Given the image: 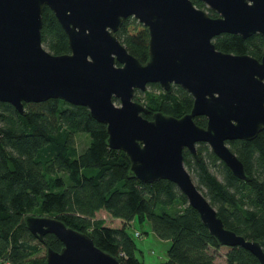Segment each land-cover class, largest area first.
Listing matches in <instances>:
<instances>
[{
  "label": "water",
  "instance_id": "obj_1",
  "mask_svg": "<svg viewBox=\"0 0 264 264\" xmlns=\"http://www.w3.org/2000/svg\"><path fill=\"white\" fill-rule=\"evenodd\" d=\"M0 0V101L22 114L25 102L62 98L86 105L107 125L108 144L122 149L130 174L145 183L174 182L220 246H241L264 264V246L227 228L185 165L184 148L198 156L206 141L240 180L250 181L228 141L253 139L264 129V54L218 49L222 32L264 37V0ZM48 5L65 29L70 51L54 53L42 40ZM134 16L148 28L149 58L133 54L116 31ZM120 63V64H119ZM158 82L180 84L194 100L181 116L154 111L135 98ZM205 115L206 125L195 117ZM0 125V141L2 139ZM26 227L40 241L54 234L61 251L47 247L45 264H123L88 234L56 216L27 215Z\"/></svg>",
  "mask_w": 264,
  "mask_h": 264
},
{
  "label": "trees",
  "instance_id": "obj_2",
  "mask_svg": "<svg viewBox=\"0 0 264 264\" xmlns=\"http://www.w3.org/2000/svg\"><path fill=\"white\" fill-rule=\"evenodd\" d=\"M216 16L202 0H193ZM117 36L142 61L149 58L150 34L134 16L125 17ZM42 40L54 53L70 51L68 35L55 12L43 9ZM218 49L250 53L261 58L264 37L256 32L248 37L222 32L214 37ZM159 92L136 89L135 98L154 111L181 116L191 110L193 96L180 84L164 89L148 83ZM26 113L13 104L0 101L2 139L0 141V262L45 264L46 254L26 227L27 215L56 216L69 226L88 234L98 247L117 256L123 264H143L138 245L129 231L132 221L147 218L155 235L170 240L165 264H216L211 248L220 245L177 185L161 179L145 183L130 174V160L122 149L108 144L107 125L97 120L86 105L62 98L25 102ZM205 125L207 117L197 115ZM86 133L90 141L79 150L76 134ZM245 165L250 181L235 177L209 144L198 148V156L184 150L185 165L193 167L200 185L227 228L264 246V129L253 139L228 141ZM220 165H219V164ZM221 167L223 178L211 170ZM100 210L123 221L110 227ZM40 244L61 251L63 242L46 234ZM227 264H259L249 250L235 246L226 254Z\"/></svg>",
  "mask_w": 264,
  "mask_h": 264
},
{
  "label": "rangeland",
  "instance_id": "obj_3",
  "mask_svg": "<svg viewBox=\"0 0 264 264\" xmlns=\"http://www.w3.org/2000/svg\"><path fill=\"white\" fill-rule=\"evenodd\" d=\"M46 46V45H45ZM47 47V46H46ZM147 90H152L159 92V89L152 88L147 86L146 90H142L143 99L145 101V95ZM3 124V120L0 119V125ZM76 139L78 142L79 150H82L88 140L90 141V136L86 133L76 134ZM229 143V142H228ZM230 145V143H229ZM219 164V163H218ZM220 165V164H219ZM189 172L191 173L194 182L197 185H200L198 177L193 169V167L186 166ZM221 167L212 166L211 170L215 172L219 178H223L222 173L220 172ZM97 218H103L105 224L110 227H121L123 221L118 218H113L107 211L100 210L96 214ZM129 231L133 234L135 241L138 245L137 256L143 264H165L168 260V249L171 246L170 240H164L158 238L155 233L152 231L151 223L147 218L140 219L136 217L132 224L129 226ZM140 232V236L136 235V232ZM33 243L41 246V250L38 253V256H43L46 254V247L38 241V239L33 240ZM230 247L220 246L219 248H211L210 252L215 256L216 264H227L226 254L229 251Z\"/></svg>",
  "mask_w": 264,
  "mask_h": 264
},
{
  "label": "flooded vegetation",
  "instance_id": "obj_4",
  "mask_svg": "<svg viewBox=\"0 0 264 264\" xmlns=\"http://www.w3.org/2000/svg\"><path fill=\"white\" fill-rule=\"evenodd\" d=\"M206 7H208L207 5H206ZM205 8V7H204ZM210 8V7H209ZM206 9V8H205ZM208 10V9H207ZM214 10V9H213ZM217 13V12H216ZM217 15H218V13H217ZM216 15V16H217ZM120 64V63H119ZM177 84V83H176ZM192 95V94H191ZM206 125V124H205ZM205 144H208L206 141H198L197 142V144H196V147H197V151H198V148L200 147V146H202V145H205ZM210 146V145H209ZM185 149H188L187 147H185L184 148V150ZM212 149V148H211ZM189 150V149H188ZM190 151V150H189ZM195 155V154H194ZM197 156V155H196Z\"/></svg>",
  "mask_w": 264,
  "mask_h": 264
},
{
  "label": "built area",
  "instance_id": "obj_5",
  "mask_svg": "<svg viewBox=\"0 0 264 264\" xmlns=\"http://www.w3.org/2000/svg\"><path fill=\"white\" fill-rule=\"evenodd\" d=\"M136 235L137 236H140V232L137 231L136 232ZM0 264H10V262L9 261H6V260H3V261L0 262Z\"/></svg>",
  "mask_w": 264,
  "mask_h": 264
},
{
  "label": "crops",
  "instance_id": "obj_6",
  "mask_svg": "<svg viewBox=\"0 0 264 264\" xmlns=\"http://www.w3.org/2000/svg\"><path fill=\"white\" fill-rule=\"evenodd\" d=\"M119 219V218H118Z\"/></svg>",
  "mask_w": 264,
  "mask_h": 264
}]
</instances>
